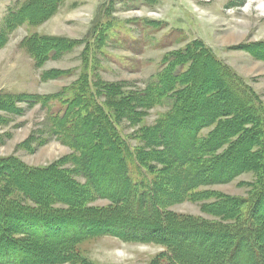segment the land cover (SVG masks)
<instances>
[{
    "label": "rangeland",
    "instance_id": "1",
    "mask_svg": "<svg viewBox=\"0 0 264 264\" xmlns=\"http://www.w3.org/2000/svg\"><path fill=\"white\" fill-rule=\"evenodd\" d=\"M26 1L0 0V26L5 25L4 17L10 11ZM42 20L36 26L27 23L18 27L0 47V162L15 160L36 171L48 168L52 172L60 171L54 176L67 179L70 190L81 198L72 208L63 202L46 200L50 207L47 210L56 209L57 214L75 212L76 216L98 221L113 205L110 198L94 196L89 180L76 163L81 152L72 148L67 139L55 134L51 127L53 117L63 109L60 101L74 97L76 93L72 88L83 80H87L94 93L98 92V104L107 103L109 115L130 148L142 152L144 158V153L147 154L146 166L152 177L161 183H168L166 177L170 168L161 160V147H151L147 143L151 139L147 130L172 112L173 100L167 97L161 105L147 109L143 117L133 119L130 101L122 103L118 94L116 101L127 109L124 115L118 114L114 104L105 100L104 93L100 92L102 85L107 88L116 84L124 95L141 94L147 85L158 79L166 55L202 40L264 102V61L251 57L242 48L253 45L256 51L264 50V0H65L55 15ZM34 34L58 38L64 44H76L57 59L39 65L23 42ZM45 73L49 74L46 79L42 78ZM55 73H59L57 78H51ZM58 94L60 100L53 101L47 108L33 103L35 96ZM5 105L12 106L13 111L3 107ZM215 128L204 129L202 137H207ZM224 150L227 147L221 152ZM92 158L95 167L101 169L106 165L99 154H92ZM259 178L254 171L245 172L232 182L201 187L198 191L202 196L193 200L178 192H168L169 197L163 195L161 209L171 221H200L229 228L236 223L234 218H223L216 210L226 205L223 202L226 199L229 202L253 197L260 188ZM4 183L0 185L5 187ZM46 190L42 193L48 196ZM7 200L24 208H38L18 191L9 194ZM29 208L26 214H19L24 219L18 216L6 220L4 217L0 221V231L6 229L18 246L13 250L9 248L10 252L27 256L18 264H175L164 245L126 241L110 234L107 226L101 225L89 230L92 237L77 243L74 259L64 261L61 258L64 245L54 248L56 239L69 233L59 234L60 230L56 229L62 218L46 212L42 220H47L48 230L44 232L41 223L27 215L32 213ZM102 209L104 211L100 212ZM80 231L85 233L84 229ZM48 232L50 234H46ZM5 236L0 233L1 243L5 242ZM212 242L211 239L202 241L196 248L207 251ZM260 245L263 250L264 240ZM218 252L219 247L213 249V255ZM2 254L0 259L6 257Z\"/></svg>",
    "mask_w": 264,
    "mask_h": 264
},
{
    "label": "trees",
    "instance_id": "2",
    "mask_svg": "<svg viewBox=\"0 0 264 264\" xmlns=\"http://www.w3.org/2000/svg\"><path fill=\"white\" fill-rule=\"evenodd\" d=\"M64 1L28 0L10 11L4 17L5 25L0 26V47L7 43L9 34L18 27L27 23L36 26L44 17L55 15ZM23 42L39 65L49 59H57L76 44H64L58 38L38 34ZM242 48L251 57L264 61L263 49L256 51L253 45H243ZM162 68L156 82L147 85L141 94L124 95L116 84L107 88L102 85L100 92L121 115L127 109L116 101L118 94L122 103L130 101L133 108L129 111L135 112L131 114L133 119L143 117L147 109L161 105L167 97L173 100L172 112L147 130L151 138L147 143L163 150L160 152L161 160L170 168L166 177L168 183L158 182L152 177L144 160L147 154L144 153V158L142 152L130 148L109 115V106L101 98L98 104V92L94 93L85 79L72 88L76 93L74 97L60 101L63 109L53 117L51 127L55 134L67 139L72 148L81 152L76 163L82 175L89 180L94 196L110 198L112 207L108 208L107 214L100 215L102 217L98 221L76 216L72 211L70 214H57L56 209L47 210L50 208L46 205L49 198L71 207L80 203L81 197L70 190L67 179L54 176L57 169L55 172L49 168L36 171L19 165L15 160H5L0 162V182L6 183L5 187L0 185V221L4 217L6 220L18 216L25 218L19 214H26L29 207L7 200L9 194L18 191L37 204L38 208H29L32 213L27 215L38 224L40 222L44 232L48 230L45 226L47 220H42L46 218L43 217L46 212L57 219L62 218L56 229L60 230L59 234L69 233L59 240L55 238L54 248L64 245L65 252L61 255L64 261L74 259L77 243L92 237L89 230L101 225L107 226L110 234L126 241L164 245L175 264H264V249L261 250L260 245L264 240V102L202 40L166 55ZM58 75L55 73L51 78ZM46 76L49 74H43L42 78L46 79ZM57 99L60 100V94L35 96L33 103L47 108ZM3 107L13 111L10 105ZM209 127L216 128L207 137H202L201 132ZM226 147L227 150L221 152ZM231 152H234L233 156L229 155ZM92 154H99L106 165L101 169L95 167ZM249 171L260 177V188L253 197L229 202L226 199L223 201L226 205L216 210L223 218H234V226L223 229L200 221H171L161 209L163 195L168 196V192H178V195L193 200L202 196L198 191L201 187L229 183ZM94 176L99 177L94 179ZM43 185L46 187L41 189ZM43 190L48 192V196L42 193ZM82 229L85 233L80 231ZM5 230L0 231L6 235L4 243L0 240V254L6 256L0 259L1 264L24 262L26 255L10 252L9 248L18 246ZM210 239L213 244L207 251L196 248L202 241ZM216 247H219V252L213 255Z\"/></svg>",
    "mask_w": 264,
    "mask_h": 264
}]
</instances>
